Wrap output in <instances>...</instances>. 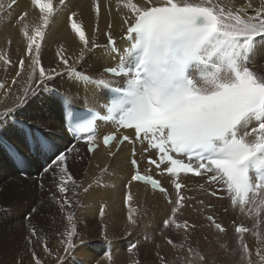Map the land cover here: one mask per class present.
Here are the masks:
<instances>
[{
    "label": "snow or ice",
    "instance_id": "snow-or-ice-1",
    "mask_svg": "<svg viewBox=\"0 0 264 264\" xmlns=\"http://www.w3.org/2000/svg\"><path fill=\"white\" fill-rule=\"evenodd\" d=\"M92 3L98 22L101 3L100 0H92ZM260 3L261 7L256 9L255 15L250 16L247 9L253 8L252 0H245L238 7L235 0H116V11L123 14L126 35L131 43L120 53L111 32L107 34L111 51L119 55L115 66L103 68V72L109 74L112 80L101 78L94 81L83 72H78L69 59L61 55L63 48L57 52L74 81H87L100 89H109L113 94L114 98L106 102L109 115L103 117L112 122L116 129L103 136L102 143L109 155L114 154V144L126 141L133 145L132 155L135 157V144L144 146L146 142L143 150L154 149L159 157L158 160L150 159L148 163L155 165L161 175L166 172L173 177L175 199L150 174V169L141 173L137 160H131L135 168L131 180L158 190L165 195L168 203L174 205L171 216L164 221L165 228L175 226L177 230L183 229L187 233L195 227L187 221L178 222L176 219L177 212L184 207L183 202L190 199L181 194V189L185 187L180 181L182 172L194 176L205 174L208 183L220 186L228 194L234 209L253 218L252 229L243 224L235 226L243 253L241 264H253L252 251L244 241V234L250 231L258 238V264H264V236L260 235V226L264 224V72L256 69L252 59L258 48L264 47V0H260ZM16 4L17 0H0V14H3L0 21L10 15ZM31 5L39 10L40 23L32 25L30 30V25L25 22L20 30L27 42V55L32 57V77H36V70L39 69V85L44 87H26L17 108L25 106L30 97L39 91H50L47 81L59 75L55 68L46 71L40 60L41 41L53 17L57 16L58 8L54 6V0H31ZM58 5L65 6L66 0H58ZM107 7L110 14L111 4ZM27 16L28 13L24 12L18 21H25ZM76 16L77 13L73 12L69 17L70 27L83 49L91 51L94 47H100L87 38ZM83 55L82 51L78 59ZM0 60L5 64L10 63L2 51ZM24 64V59H21V70ZM117 80L123 83L117 84ZM4 87L0 83V89ZM64 100L65 119L70 121L73 113L69 105L72 100L66 97ZM9 119L23 133L29 153L41 156L54 154V160L43 170H59L57 188L61 194L69 192L70 186H79L65 163L66 154L57 153L48 138L34 133L30 127L31 121L25 123L16 119L15 109L0 113V128ZM46 126L45 120L37 123V128ZM121 128L131 130V136L122 134ZM67 130L75 131L70 124ZM78 131L89 133L85 140L87 151L94 152L99 147L97 136L91 134L95 132L94 122L86 121ZM0 146L6 147L17 166L23 169L26 156L18 147L3 140H0ZM73 150L79 152L75 146L67 149L68 152ZM211 194L216 195V192ZM75 195L77 193L73 191ZM132 200L129 192L126 203L130 205ZM59 203L61 211H65L66 205L69 209L66 219L70 230L61 233L66 237L63 243L67 253L75 248L73 238L79 234L75 213L70 211V200L62 195ZM100 215L104 216L103 209ZM136 215L137 209L129 206L127 219L132 226L137 224ZM207 219L219 232L226 231L213 216L209 215ZM36 236L33 229L29 243H32L31 237ZM103 237L109 239L106 225ZM167 242L177 249L185 247L183 242L174 244L171 239ZM44 243V251L52 255L47 243ZM136 248L137 244L133 243L127 250L131 253ZM188 251L192 249L189 247ZM32 256L35 264H42L34 250ZM106 259L111 264V252ZM199 259L203 261L204 258L200 256ZM161 262L163 264V258ZM134 264H139V261H134Z\"/></svg>",
    "mask_w": 264,
    "mask_h": 264
},
{
    "label": "bare ground",
    "instance_id": "bare-ground-1",
    "mask_svg": "<svg viewBox=\"0 0 264 264\" xmlns=\"http://www.w3.org/2000/svg\"><path fill=\"white\" fill-rule=\"evenodd\" d=\"M244 2L245 0H235L237 7ZM100 3L101 18L98 25L100 31L102 32V28L111 21L113 31L117 32L124 22L122 12L115 11L116 0L111 2L110 0H100ZM109 3L111 4L110 14L106 12V6ZM252 4L253 8L247 9L250 16L255 15L256 9L261 7L260 0H252ZM92 9V0H69L66 7L53 18V22L49 24L44 39L41 41L40 60L46 71L55 68L59 73L52 80L47 81L50 91L56 92L57 90V96L41 90L37 95L31 96L25 106L19 108L17 105L23 99L26 87L36 88L39 86L41 89L44 87L39 85V69L36 70V77H32V57L27 55V42L20 30L21 25L25 22L30 25V30L32 25L39 24L40 13L37 8L31 5V0H20L13 7L10 15L0 21V51L4 52L10 60L8 64L0 60V83L5 85L3 89H0V113L8 109H15L16 119H23L25 123L31 121L32 131L45 134L46 138L55 146L57 153L66 151L65 163L79 184L75 188L70 186L69 192L61 194L57 188L60 180L59 170L44 172L45 165H42L43 160L51 163L55 158L54 154L41 156L29 153L24 144L23 133L14 126L11 119L0 128V140L14 144L25 156L28 154L35 157L32 162L26 158L25 166L20 169L16 161L9 155L6 147L0 146V264H35V259L32 256L33 250L37 253V258L41 259L42 264H109L106 259L109 252L112 254L111 264H134L136 260L139 261V264H154L155 256H161L164 264H169V261L176 255V248H173L167 241L163 242L160 249L158 248L160 254L155 251L157 247L153 250L149 245L141 247V244L148 242L145 237L150 234L149 228L155 227L151 224L159 219H162L161 221L169 219L174 205L167 204L163 195L152 192L147 187L138 185L131 180L132 170L129 164V160L133 158L131 144H125L113 159L109 157L107 148H101L94 153L92 158H89L85 151V142L82 140L76 143L72 142L63 127L65 106L62 102L63 99H59V95L62 94L64 98L72 100V106L81 107L83 106L80 103L82 99L77 94L84 92L85 89L82 80L74 81L73 77L67 73L57 52L63 48L61 55L66 56L78 72L95 78L103 76L100 70L112 64L110 57L103 50L88 51L83 49L79 38L71 30L69 17L75 11L80 12L87 24L89 33L87 38L94 43L93 39L99 34L95 30L97 27ZM24 12L28 13L25 21H18V17ZM126 47L128 48L129 44L122 43L119 49L120 53H123ZM82 51L84 55L78 59ZM21 59L25 61L23 70L19 67ZM252 59L256 69L264 72V66H262L264 65V47L258 48ZM117 60H119V56ZM90 64H92V69H88ZM30 77L32 78L30 79ZM69 108L71 110V106ZM41 120L47 121V126L37 128V123ZM72 146L79 149V152L75 150L68 152L67 149ZM146 155L155 157L156 150H147ZM104 169L107 170L103 171ZM85 188L88 191H84ZM73 191L77 195L73 196ZM129 192L133 196L130 205L126 203ZM136 193L140 198L134 196ZM62 195H66L70 200L72 205L70 211L75 213V224L79 229L77 231L79 235L73 238L76 246L67 253L64 251L65 244L63 243L66 237L61 233L70 230L66 219L69 209L66 205L65 211H61L59 201ZM192 195H197V192ZM202 199L206 200L209 205H225L228 212L225 215V220L223 217L224 222L230 221L232 217L236 220L238 217V211L233 210L225 199L217 200L210 196H203ZM188 203L189 201L185 202L186 206L179 209L176 218L179 222L188 220L197 223L201 225L200 230L191 228L185 233L183 229L177 230L174 226H169L171 235L178 234V238L183 241H185L186 234L191 238H194L195 235L197 239L208 235L209 248L217 256L219 239H226L230 234H234V227L231 229L228 226V231L232 230L228 234L220 233L217 229L212 228L216 231H210V234L209 228L205 230L203 224L207 222L205 215L212 212H203V207L195 202H190L194 204V207L191 208ZM129 206L137 209V224L135 226L130 225L127 219ZM33 208L36 211L29 216V210ZM102 209L103 217L100 215ZM105 225L107 226L108 240L103 237ZM33 229L37 236L31 237L32 243H29ZM260 235L264 236V227L260 229ZM231 239L234 240V236ZM244 241L253 248L258 246V238L253 233L244 234ZM44 242L47 243L52 255L44 251ZM133 243L137 244V248L130 253L127 249ZM108 245H112L110 250ZM225 250H222V253H225ZM188 256L190 255L188 254ZM208 258L210 262L213 260L217 263V260L214 261L212 257ZM251 259L253 264H258L257 256L252 254ZM236 261L238 260L236 259ZM160 263L161 261L156 259V264Z\"/></svg>",
    "mask_w": 264,
    "mask_h": 264
},
{
    "label": "rangeland",
    "instance_id": "rangeland-1",
    "mask_svg": "<svg viewBox=\"0 0 264 264\" xmlns=\"http://www.w3.org/2000/svg\"><path fill=\"white\" fill-rule=\"evenodd\" d=\"M91 65V64H90ZM90 65H89V67H88V69H90ZM56 92H57V90H56ZM56 92H54V91H48L47 93H51V94H54V95H56L57 96V94H56ZM23 120V119H22ZM51 122V121H50ZM66 150V149H65ZM34 156V155H33ZM26 158H27V160H29V161H31L30 160V158H29V156L27 155L26 156ZM35 158V157H34ZM32 162V161H31ZM47 164H49V163H47ZM36 176H39V175H37L36 174ZM39 187V186H38ZM9 208H10V206H8ZM11 209V208H10ZM30 212L28 213V215L30 216V215H32L33 214V211H32V209H30L29 210ZM32 211V212H31ZM27 215V216H28ZM226 215V214H225ZM225 215L223 216V214H222V216L224 217V220H225ZM232 218H234V217H232ZM231 218V219H232ZM177 220H178V218H176ZM162 219H159V221H156L155 223H153V224H151V225H155V227L153 228V227H150L149 228V235H148V242H145V244H141V247L142 246H146V245H149V247L151 248V250H153V249H155L156 247V249H155V251H156V253H159L160 254V252H159V249H160V247L163 245V242H166V241H168L169 239H171L173 242H174V244H179V243H184L185 244V247L183 248V249H175V253H176V255H175V257H173V259L171 260V261H169V264H185V263H187V264H200L199 263V259H198V247H197V242L199 241V239H197V237L194 235V238H191V236H188L187 234L185 235V237L187 236V239L185 240V241H183V240H181V239H179L178 238V234L177 235H175V236H173V235H171V233H170V230H169V228H165L164 227V221H161ZM236 220H237V217H236ZM151 221V220H150ZM232 221V220H231ZM149 222V221H148ZM226 222L228 223V225H229V221L228 220H226ZM157 223H159V224H157ZM161 223V224H160ZM77 227V226H76ZM172 227V226H171ZM174 228H175V226H174ZM161 229V230H160ZM172 229V228H171ZM79 229H78V227H77V231H78ZM196 231V230H195ZM209 233L211 234V232L210 231H216V230H213L212 228H209ZM232 230H230V231H228V232H231ZM165 232V233H164ZM228 232H225L224 234H228ZM153 233V234H152ZM161 234V235H160ZM192 235L193 234H195V233H191ZM207 235V234H206ZM208 236V235H207ZM232 236H234V240L233 239H231V237ZM222 238V237H221ZM180 240V241H179ZM150 243V244H149ZM219 251L217 252V256H219V257H217L216 255H215V253L213 252V250H211L210 248H209V250H208V252H210L211 251V253H209V257H212V259H214V261L215 260H217V263H219L221 260H225V264H241V262H240V259H242V249H241V247H239L238 245H237V243H240L239 242V238H238V235L237 234H230L229 236H227L226 237V239H224V238H222V240L221 239H219ZM226 243H228V244H230L229 246L231 247V249L233 250V251H235V253L233 252V251H229V252H226V250H225V253H222V250H224V249H226V247L228 246V244H227V246L225 245ZM220 244H223V245H225V247H221V245ZM247 244V243H246ZM195 245V246H194ZM248 245V247H249V249L251 250V251H253V249L257 252V250H258V246H256V247H251L249 244H247ZM109 247H108V249L110 250V246L112 247V245H108ZM155 246V247H154ZM199 246V245H198ZM140 247V248H141ZM193 248L192 249V251L191 252H189L188 251V248ZM159 248V249H158ZM174 248V247H173ZM218 248H217V250H218ZM158 251V252H157ZM207 251V250H206ZM188 254L190 255V256H188ZM196 255V256H195ZM201 256V255H200ZM156 257V259H159V261H161V256H155ZM214 257H216V258H214ZM191 258H192V260H191ZM203 258H204V256H203ZM218 258V259H217ZM156 259L154 260V264H156ZM189 259V260H188ZM195 259V260H194ZM236 259L238 260V261H236ZM201 261V260H200ZM208 262H210V260H209V258H208ZM201 263H204V259H203V261H201ZM211 263H213V260H211V262H210V264ZM216 263V261L213 263V264H215ZM150 264H152V263H150ZM160 264H162V262L160 263ZM163 264H164V261H163ZM207 264H209V263H207Z\"/></svg>",
    "mask_w": 264,
    "mask_h": 264
},
{
    "label": "built area",
    "instance_id": "built-area-1",
    "mask_svg": "<svg viewBox=\"0 0 264 264\" xmlns=\"http://www.w3.org/2000/svg\"><path fill=\"white\" fill-rule=\"evenodd\" d=\"M210 238H211V236H210ZM200 239L203 241V249H205V250H207L206 251V253L205 252H202V250H200V249H198V259H199V257H200V255L201 256H204V263L205 264H207V263H209L208 262V257H209V252H208V250H209V246H210V240H209V237H207V236H202V237H200ZM198 247V246H197ZM199 263L200 264H203V263H201V261H200V259H199ZM214 263V262H213ZM212 263V264H213ZM210 264V263H209ZM215 264H225V260H221L219 263H215Z\"/></svg>",
    "mask_w": 264,
    "mask_h": 264
}]
</instances>
